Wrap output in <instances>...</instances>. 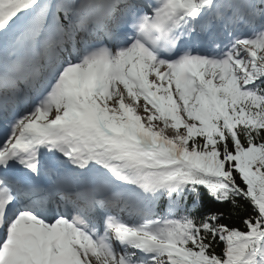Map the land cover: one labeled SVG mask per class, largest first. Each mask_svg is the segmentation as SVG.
I'll return each instance as SVG.
<instances>
[{"label":"snow or ice","instance_id":"obj_1","mask_svg":"<svg viewBox=\"0 0 264 264\" xmlns=\"http://www.w3.org/2000/svg\"><path fill=\"white\" fill-rule=\"evenodd\" d=\"M0 125V264H264V0H0Z\"/></svg>","mask_w":264,"mask_h":264},{"label":"trees","instance_id":"obj_2","mask_svg":"<svg viewBox=\"0 0 264 264\" xmlns=\"http://www.w3.org/2000/svg\"><path fill=\"white\" fill-rule=\"evenodd\" d=\"M225 211H228L229 209L225 208ZM233 223H239V218L236 216H233Z\"/></svg>","mask_w":264,"mask_h":264}]
</instances>
